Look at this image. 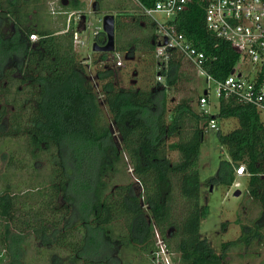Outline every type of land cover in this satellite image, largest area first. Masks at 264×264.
I'll return each instance as SVG.
<instances>
[{"label":"trees","instance_id":"1","mask_svg":"<svg viewBox=\"0 0 264 264\" xmlns=\"http://www.w3.org/2000/svg\"><path fill=\"white\" fill-rule=\"evenodd\" d=\"M48 1L0 0V264H30L23 245L36 241L47 247L41 261L107 264L85 254L90 243H97V234L113 248L120 243L154 257L157 232L169 254L179 256L178 264H230V251L248 246L251 235L243 225L240 237L223 243L219 253L201 237L209 211L201 204L198 162L211 122L237 119V128L219 132L231 162L222 163L215 180L232 185L236 170L244 166L247 193L264 214V123L259 112L223 95L213 116L193 106L194 95L168 113L165 99L159 97L165 87L154 80L165 76L167 86L189 81L182 70L183 63H189L174 51L160 70L155 23L134 16L121 0L109 7L105 0H95L96 12H116V29L135 38L117 51L135 50L150 57V79L142 88L121 87L115 71L105 66L98 71L97 92L74 48V27H68L67 16L56 25ZM143 1L148 7L155 4ZM65 3L62 6L73 11L83 7L80 0ZM172 23L206 53L204 70L210 76L223 81L231 75L240 55L207 30L200 4H191ZM3 24L13 27L9 36L3 35ZM101 35L105 44L107 37ZM171 152L178 154L177 160L170 158ZM125 156L142 189L140 196L131 182L111 186L113 179L125 175ZM75 187L85 195L89 212L74 221ZM140 259L134 263L121 258L119 264H141Z\"/></svg>","mask_w":264,"mask_h":264},{"label":"rangeland","instance_id":"2","mask_svg":"<svg viewBox=\"0 0 264 264\" xmlns=\"http://www.w3.org/2000/svg\"><path fill=\"white\" fill-rule=\"evenodd\" d=\"M51 1V0H49ZM83 3V7L80 10L73 11L72 8L62 9V13L53 16L52 20L56 25H60L64 21V16H67L68 27L72 25L74 30L79 32L84 45L74 47L79 55V59L86 66L88 75L96 87V91H100V82L98 79V71L103 67H109L116 73L117 84L121 87L129 88L144 87L150 79L146 70L150 63V57L142 52L131 50L128 52H119L117 48L122 45H130L134 42V37L129 35V32L122 33L121 30L115 31V43L116 50L112 53H108L107 57H103L101 52H95L93 50L94 43L102 44L99 38L104 35H94V31L99 30L103 32V20L106 14H112L116 16V12L107 13L105 9L101 12H96L97 6H95V0H80ZM123 5L129 4V0H121ZM109 6H116L119 0H105ZM69 4V3H68ZM134 5V4H133ZM49 4L47 5L48 12L50 14ZM130 6L128 7V9ZM134 9L137 10V7ZM132 10V9H130ZM67 14V15H66ZM134 16H140L141 11L138 9L134 11ZM156 19L164 21L165 17L161 15H155ZM147 19H150L147 17ZM150 23L153 22L151 19ZM11 25L3 24V35L9 36L12 31ZM157 34V30H156ZM141 38V32L139 33ZM142 39V38H141ZM34 40V39H32ZM161 41V37L159 39ZM121 43V44H120ZM17 61H21L17 58ZM163 65L160 70L163 69ZM182 70L188 74L189 81H179L175 86H167V78L164 76L159 79L156 77L154 82H159L165 87L163 94L159 95L160 99H165L168 113L183 99L189 98L195 95V101L193 106L200 112L205 111L213 116H217L219 113V98L216 94L217 85L215 82L210 81L209 98L210 102L202 109L200 106V100L203 97V93L207 87L206 78L198 75L197 71L191 64L183 63ZM0 70V80H1ZM152 80V79H151ZM101 108L104 117L110 124L113 130L112 116L109 109L103 99H101ZM261 121L264 123V114L261 115ZM218 129H211L207 127L205 141L202 144L200 159L198 162V171L200 173V179L202 182L201 191V204L208 206V215L201 223V237L210 244L215 252L219 253L222 249V244L228 241L236 240L242 234V226H246L245 232L250 234V244L243 246L235 250H231L228 256L230 264H264V214L261 211L259 205L248 195V175L240 176L236 170V180L234 184L229 185L226 182L216 181L219 176V170L223 162H231L230 155L225 146L221 145L219 140V132L226 134L238 127L239 122L235 118L223 119L217 118L215 120ZM117 138V136H116ZM172 140H169L171 143ZM15 143V142H14ZM12 146V145H11ZM172 160H177L178 154L175 152L170 153ZM124 174L121 177L113 179L114 184L125 185L128 182L134 184L135 193L137 196L142 194V189L137 183V180L133 176L132 169L128 165V159L125 156L124 159ZM126 164V165H125ZM125 179V180H124ZM27 185L32 186V182ZM240 191L241 195L236 196V192ZM71 194L76 199V212L74 221L79 219L80 216H85L89 209L87 207V201L85 195H83L80 188H73ZM180 199H178V202ZM181 204V202L179 203ZM177 204V208H179ZM179 211V209H177ZM253 232V233H251ZM97 243L91 244L86 250L87 256H93L97 259L107 261V264H119V260L124 258L126 262L135 259L141 264H178L177 254L171 256L170 254H164L160 249L161 256L146 254L141 248H129L128 250H122L119 247L116 250L111 246H107L106 243L97 234ZM15 239V238H14ZM15 241V242H14ZM13 242L16 243V239ZM158 238H155V247L158 248ZM27 250L26 259L30 261V264H52L51 261H41L40 257L46 253L47 247L39 242H33L30 246L28 244L23 245ZM160 246V245H159ZM162 248L164 245L162 244ZM55 255V254H54ZM48 257V255H47ZM119 259V260H118ZM55 264V262H53Z\"/></svg>","mask_w":264,"mask_h":264},{"label":"built area","instance_id":"3","mask_svg":"<svg viewBox=\"0 0 264 264\" xmlns=\"http://www.w3.org/2000/svg\"><path fill=\"white\" fill-rule=\"evenodd\" d=\"M130 1L141 11V15L155 23L156 59L166 68L172 52L176 51L183 60L195 68L199 76L206 78L207 93L203 94L200 100L202 109L210 102V81H213L217 85L216 94L219 99L223 95L232 96L239 103L254 107L260 115L264 114V0H155L152 7L146 6L143 0ZM194 3L204 8L207 30L228 42L240 55L237 66L223 81L215 80L204 70L205 64L209 61L206 53L196 48L172 23L180 13ZM48 4L52 15L62 13L60 0H51ZM155 15L164 16L165 20L160 21ZM100 33L99 30L94 31L95 36ZM31 38L37 39V36L33 35ZM73 45L75 48L84 45L77 31L73 34ZM158 77L162 78L161 75ZM210 127L217 129L214 121ZM237 174L242 176L246 174L244 166L237 169ZM156 237L160 245H157L156 255L161 256L160 249L162 253L169 254L158 232Z\"/></svg>","mask_w":264,"mask_h":264},{"label":"water","instance_id":"4","mask_svg":"<svg viewBox=\"0 0 264 264\" xmlns=\"http://www.w3.org/2000/svg\"><path fill=\"white\" fill-rule=\"evenodd\" d=\"M103 32L107 39L104 45L94 43L93 50L101 53H112L116 50L115 31H116V17L112 14H106L103 18ZM207 92H205L206 94ZM236 196H240L241 192L237 191Z\"/></svg>","mask_w":264,"mask_h":264},{"label":"flooded vegetation","instance_id":"5","mask_svg":"<svg viewBox=\"0 0 264 264\" xmlns=\"http://www.w3.org/2000/svg\"><path fill=\"white\" fill-rule=\"evenodd\" d=\"M48 3H49V1H48ZM48 3H47V5H48ZM67 3V2H66ZM65 3V0H60V5H63V4H66ZM64 6V5H63ZM50 15H52L51 14V12H50ZM59 15V14H58ZM54 16V15H53ZM101 34V33H100ZM32 37V36H31ZM37 39H38V37H37ZM37 39H34V40H32V38H31V40L32 41H36ZM101 45H104V44H101ZM3 76V74H2V72H1V77ZM133 191L135 192V189H134V187H133ZM163 240V239H162ZM164 242V241H163ZM107 246H109V244H106ZM119 247H122V250H124L125 248L119 243L118 245H116V250H118V248ZM133 248V247H132ZM115 249V248H114ZM126 250V249H125ZM119 260V259H118ZM120 261V260H119ZM121 262V261H120Z\"/></svg>","mask_w":264,"mask_h":264},{"label":"crops","instance_id":"6","mask_svg":"<svg viewBox=\"0 0 264 264\" xmlns=\"http://www.w3.org/2000/svg\"><path fill=\"white\" fill-rule=\"evenodd\" d=\"M130 1V0H129ZM129 5H130V9H132V10H134L135 11V9H134V5H133V3L130 1L129 2Z\"/></svg>","mask_w":264,"mask_h":264},{"label":"clouds","instance_id":"7","mask_svg":"<svg viewBox=\"0 0 264 264\" xmlns=\"http://www.w3.org/2000/svg\"><path fill=\"white\" fill-rule=\"evenodd\" d=\"M238 175H240V174H238ZM240 176H242V175H240Z\"/></svg>","mask_w":264,"mask_h":264}]
</instances>
